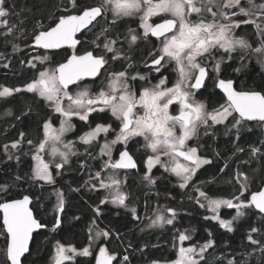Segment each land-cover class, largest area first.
Masks as SVG:
<instances>
[{
    "label": "snow or ice",
    "instance_id": "1",
    "mask_svg": "<svg viewBox=\"0 0 264 264\" xmlns=\"http://www.w3.org/2000/svg\"><path fill=\"white\" fill-rule=\"evenodd\" d=\"M62 11L63 14L54 15L48 27L38 24L33 29L31 42L26 45L41 50L30 60L22 61L35 70L34 77L23 87H0V101L7 102L17 93L33 94L49 110L40 121L37 141L26 138L21 132L18 139L0 148L7 160H15L19 167V153L24 144L29 146L25 153L30 154L29 171L17 174L14 180L41 189L55 186L57 177L62 178L65 166L70 165L71 157L79 155L75 150L78 141L86 146L85 154L89 158L99 161L98 170L90 172L85 184L107 193L100 199V205L110 203L125 208L133 219L140 220L137 209L129 206L128 196L122 191L125 183L122 176L138 170L139 160L145 169L142 180L155 185L157 178L152 172L159 166L168 177L176 179L178 188L193 189L196 195L189 199L211 213L204 216L205 220L217 221L228 233L235 232L241 222L248 225L245 235L253 250L240 259L232 256L226 264H251L256 253H259L256 264H264V140L258 145H249V160L241 161L247 165L251 160H258L261 168L254 169L250 175L238 165L229 181L235 187L231 197L211 195L210 190L196 183L201 169L213 163L200 152L201 131L205 136L213 135L217 125L228 122L227 130L234 134L237 143L245 131H252L253 124L264 131V92L237 90L232 79L223 78L224 68L230 67L228 61L236 59L244 61L255 57L264 70V0H96L83 7L81 0H69ZM11 14L6 0H0V28L5 40L22 39L25 35L20 28L23 21L11 23L7 19ZM100 20H104L106 26L91 42L93 49L78 54L81 40L77 33L83 35L92 31ZM129 22L136 27L129 26L123 34H111L114 25ZM249 30L251 38L245 35ZM140 43H152L143 61L145 71L137 70L132 59L133 49ZM12 47L17 50L15 43ZM68 49L72 50L71 54L67 53ZM116 61L122 62L121 70L109 71ZM245 66L241 63V67ZM234 71L239 72L240 68ZM210 86L213 91H208ZM217 89L222 96L214 103ZM205 93L207 100L197 99ZM30 112L31 108L22 114ZM93 113H110L111 123L105 121L93 127L89 122ZM5 114L12 115V112L7 110ZM74 117L84 122L88 130L77 134ZM15 118L19 120L20 116ZM69 133L76 135L75 141L65 139ZM137 138H142L143 143L134 152L132 144H140ZM193 140L197 141L195 146L189 143ZM93 146L99 148L96 155L88 150ZM114 151L118 155L114 156ZM236 152L244 153L245 149L237 147ZM80 167L86 168V161ZM257 171L259 176L255 175ZM15 186L0 184V237L4 242L0 255L4 257L3 264H35L29 261L30 242L34 233L39 235L38 230L48 226L34 215L31 195L4 198L12 197L10 189ZM53 194L57 213L52 226L55 232L62 224L60 214L64 212L65 197L56 187ZM35 199L38 201L40 197ZM221 209L235 211L230 219H224ZM94 212L101 215V207L97 205ZM177 216L175 208L161 210L157 207L146 226L175 229V259L163 264H208L209 250L216 248L215 240L185 246L193 237L189 229L176 228ZM89 233L88 246L80 249L57 240L52 264H70L77 257H93L95 264H113L114 261L130 264L128 255L121 261L103 243L112 235L111 229H89ZM97 241L100 243L94 255L93 244ZM224 261L222 257L218 264ZM77 264H91V261ZM149 264L162 262L151 260Z\"/></svg>",
    "mask_w": 264,
    "mask_h": 264
},
{
    "label": "trees",
    "instance_id": "2",
    "mask_svg": "<svg viewBox=\"0 0 264 264\" xmlns=\"http://www.w3.org/2000/svg\"><path fill=\"white\" fill-rule=\"evenodd\" d=\"M64 1L67 2V0ZM62 3L64 2L61 0H6V6L12 13L8 19L11 23L23 21V24L20 25L21 29L24 26L27 29L30 26L31 28H35L38 24L45 23V15L55 12L54 10L56 8L59 9ZM88 5L92 4L88 0H81L82 7ZM31 40L32 33L30 31L22 39H16L14 41L10 39L5 40L4 36L0 34V85L4 84L15 88L18 85H22L27 78L31 77V69L26 67L25 64H21V60L25 56L17 53V51L15 52L12 47V44L15 43L17 48H20ZM259 66L260 64L256 59L254 63L256 75L255 87L257 90L264 92V75L258 72ZM251 71L252 67L246 71L245 76L247 77ZM32 99L31 94L20 93L10 98L7 102L0 101L1 112L3 109L11 107L12 104L15 110V116L6 119L8 124L0 121V148L4 144L18 139L19 133L21 132L26 134V138H33V141L39 139L40 133L37 118L33 116V113L22 115L26 106L19 109V112L14 106L23 101L31 102ZM41 108V106L38 107L40 113ZM16 116H20V119L17 120L15 118ZM4 126H7V128H4ZM262 138L261 133L257 129H252L251 132L245 131L242 134V139L238 143L235 142L233 133L229 136L224 135L222 138L223 161L239 162L236 165H240L243 171L252 172L254 169L259 170L261 165L258 160H251L249 164L243 165L241 163L242 160H249L248 152L238 153L236 152V148L258 145ZM93 150L90 149L89 151L92 152ZM28 151L29 146L24 144L23 151L19 153L21 157L19 167H17L15 160H7L3 151H0V184L16 185L10 189L12 197H4L5 199L19 198L26 194L31 195L33 197V205L31 207L35 206L33 207L34 214L42 223L48 226L45 229L39 230V235L34 234V239L30 244L32 251V255L29 257L30 262L34 261L35 264H50V255L57 240H60L66 245H74L77 248L85 246L88 242V227H90L89 225L93 218L104 229L112 230V235L108 239H104L103 243L111 253L117 256V259L122 261L123 256L128 255L130 264H149L151 260H159L163 263L175 259V249L173 248L175 229L139 232L140 223L143 217L149 212L152 199L157 200L155 199L157 197L155 185H148L142 180L145 169L139 160L138 170H131L125 179L126 189L130 195L129 201L137 206V212L141 217L140 220H136L133 219L131 213L127 210L114 209L109 205H100V199L103 195L102 190H93L85 184V181L89 179L90 172L94 173L97 171L99 165L98 160H93L88 156L80 157V160L87 158L86 168H81L80 164L73 162L71 170H63V177H57L58 183L55 186H46L44 189H41L38 186H31L30 183L25 181H15L14 177L17 174L24 175L29 171V164L31 163L30 154L25 155ZM96 153L97 150L92 154L96 155ZM235 169L236 166L224 168L223 177L219 186H217V183L212 182L206 186H202V188L206 191L210 190V194L215 196L231 197L235 191V187L229 181ZM152 174L154 176V172ZM255 174L259 176L260 172L257 171ZM164 182L162 181L160 184L162 189L160 196L169 199V194L171 193L175 197V199L171 198V206L175 208L181 207L176 205L178 204V202L176 203V198L179 195L184 196V191L177 186H170L169 193V186ZM257 182L259 183V180ZM53 187L60 188L65 197L64 212L60 214L62 224L55 232L52 231L54 217L57 215L54 210L55 196L53 194ZM75 189H78V191ZM37 196L40 197L38 201L35 199ZM186 199L187 201L182 203L184 204L183 207H186L185 204L188 205L187 216H182L177 228L181 230L180 226H182L183 228L194 229L192 231V243L195 244H203L208 239L215 240L216 248L215 250H209L208 264H218V261L222 257L225 258L224 264H226L227 259L232 258V256L240 259L247 252L253 250L246 240L247 224L241 222L235 232L228 233L225 229L219 227L217 221L205 220L204 216L208 215V212L206 213L202 209H199L196 204L190 201L189 197ZM97 205L102 209V214L99 216L94 212V208ZM232 212L233 210H223L221 217L230 219ZM76 217L79 219H75ZM0 223H2L1 219ZM209 232L212 233L211 236H209ZM3 243V237H0V248H3ZM141 248L144 249L143 252L140 251ZM258 256L259 253H256L251 258V264H256ZM3 260L4 257L0 260V264H3ZM78 261H91V264H94L93 257H77L70 264H77ZM114 264H116V261Z\"/></svg>",
    "mask_w": 264,
    "mask_h": 264
},
{
    "label": "flooded vegetation",
    "instance_id": "3",
    "mask_svg": "<svg viewBox=\"0 0 264 264\" xmlns=\"http://www.w3.org/2000/svg\"><path fill=\"white\" fill-rule=\"evenodd\" d=\"M67 3L68 2H64V3L61 4V6H59V4H58V6L60 7L59 9L56 8L54 10L55 12H53L51 14L47 13L45 15V20H44L45 23H43L42 25L44 27H48L52 23V21L54 19V15L55 16H59V15L63 14L62 6L67 4ZM73 13L75 14V10H73ZM105 26H106V22L104 20H100L99 24L95 28H93L92 31L86 32V34H83V35L81 33L77 34V38L81 40V44L77 46L78 54H82L85 50H92L93 49L94 45L91 42L96 38V35L98 34L99 30L102 27H105ZM129 26L135 28L136 24L131 23V22L124 23V24L118 23L117 25L113 26L111 34L115 35L117 33H121V34L126 33L127 28ZM33 29L34 28H31V26L28 27V29L25 26L22 28V30L25 31V34H29V31L32 33ZM0 34L3 35V29L2 28H0ZM247 36L249 38L251 37V30L248 31ZM29 43H27L25 45H22L21 46L22 49L15 50V52L17 51V53H20L21 55L25 56V58H23L21 60V64H25V66L28 67V68H30L28 66V64L27 63H22V61L30 60L33 56L39 54V52L41 51V50H38V49H31V48L27 47L26 45H28ZM125 47H126V45H125ZM151 48H152V43H140L138 45V47L133 49L132 59H133V61H135V67H136L137 70L145 71V69L143 68V61L147 58L146 57V51L148 49H151ZM71 52H72L71 49L67 50L68 54H71ZM57 59H60V58L57 57ZM255 60H256V58L253 57L250 60H244V61H240L239 59H236L235 61H228V64L230 65V67L224 68V70H223V78L232 79L234 81V87L237 90H255V91H260V90H257L256 87H255V78H256L255 71H254ZM121 63L122 62H120V61L114 62L109 67V71H112V70L119 71V70H121ZM241 63H243L246 66L245 67H241ZM251 67H252V71L246 77L245 76L246 71H248ZM236 68H240V71L239 72L234 71V69H236ZM129 71L131 72V71H134V70L130 69ZM258 72H260L261 74L264 75V70H262L261 66H259ZM34 75H35V70L31 69V77L27 78L25 80V82H23L22 85H18L17 87H23V85H25L27 82H29L34 77ZM172 79L174 80L175 77L173 76ZM3 86H7V85H4V84L0 85V87H3ZM7 87H10V86H7ZM10 88H13V87H10ZM213 90L214 89L211 86L208 89V91H213ZM215 91L217 92V96L213 98V102L214 103H215V101L217 99H219L220 96H222V93H220L218 89L215 90ZM17 94H20V93H17ZM31 95L33 97L31 102L23 101L22 103L16 104L14 106L17 108L18 112H19V109H22L24 106H26V108L23 111V113H26L28 111V109L31 108V112L30 113H33V116L37 118V121L39 123V133H40V121L45 118V116L48 114L49 110H47L44 107L42 101H40L37 98H35L33 96V94H31ZM14 96H16V94ZM197 99L207 100L208 99L207 93H205L203 96H198ZM220 102H223V101L221 100ZM19 105H21V107H19ZM39 106L42 107L41 108V113L38 110ZM6 110H11L12 115L4 114L5 112H3V111L1 112V109H0V121H3L6 124H8L6 119H10V118H13L15 116V110L13 109V104L11 105V107L6 108ZM109 115H110V113L107 114V115L104 114V113H100V114L93 113L92 116H90V121L89 122L92 124L93 127L95 126L96 123H102V122H105V121L111 123V120L108 119ZM101 117H103V119H101ZM73 122L77 125V130H78L77 134H80V133L88 130V127L84 124V122L79 121L78 118L74 117L73 118ZM226 125H227L226 123L222 124V125H217L216 128H215L214 134L210 135V136H205L203 134V131H201V133H200V138H199L198 143L203 146L200 149V152L203 155L207 156L209 159H211L213 161V163L211 165L204 166V168L201 169V171L198 173V176H197V179H196L197 185L206 186V185H208V183L201 184L200 182L201 181H206V182L207 181H211V182L217 183V186H219L220 185V181L222 180V177H223V172H221L220 170L222 168L223 169L225 168V164L227 163L228 166H233V167L236 166L237 167L236 164L239 163V162H233V161H226V162L223 161L222 138H223L224 135L229 136L232 133V132L225 131V130H227ZM4 128H7V126H4ZM252 129H257L261 133V136L263 137L262 140H264V131H262L259 126L253 124ZM226 132H227V134H226ZM72 137H73V140H76V135H74L73 133H72ZM39 138H40V135H39ZM111 138L112 137L109 136V139H111ZM30 139H33V138H30ZM137 139L140 140V144H132V150L134 152H136L138 149H140V147H141V145L143 143L142 138H137ZM10 143H6V144H10ZM189 143L191 145L195 146L197 141L193 140V141H189ZM77 146L79 147V150L82 149L80 151H83V148L86 147V146H84L82 144H77ZM116 147L119 148L120 146L117 145ZM90 149H94L91 152V153L94 154L95 151L98 150V147L97 146H93ZM90 149H88V150H90ZM244 149H245L244 153H247L248 150H249V147H245ZM116 155H118V153L114 151V156H116ZM82 156H83V153H79V155L74 159L73 162L77 163V164H81L82 162H85L87 160V158H83L82 160H80V157H82ZM138 164H139V162H138ZM243 165H245V164H243ZM208 167H209V170H208ZM153 172H154V177L157 178V182L155 184V189L157 190V195L160 196V192L162 190L160 184H161L162 181H165L164 183H167V186H169L168 187V192L170 193L169 188H170V186L171 187L172 186L173 187L176 186V179L174 177H168V174L164 173L163 169L160 168L159 166L154 168ZM181 190L184 191L185 195L184 196L183 195H179V197L176 198V203L177 202L178 203H182L184 201H187L186 198L192 196V195H189V189H181ZM253 190H255V189H253ZM211 195H213V194H211ZM217 197H221V196H217ZM171 198L175 199V197L170 193L169 194V200L170 201H171ZM177 209L179 210V212H178V216H177V220H176V226L180 224V219L182 218L183 215L185 217L187 216L186 207L177 208ZM114 263H115V261L113 262V264Z\"/></svg>",
    "mask_w": 264,
    "mask_h": 264
},
{
    "label": "rangeland",
    "instance_id": "4",
    "mask_svg": "<svg viewBox=\"0 0 264 264\" xmlns=\"http://www.w3.org/2000/svg\"><path fill=\"white\" fill-rule=\"evenodd\" d=\"M62 2H65L64 0H61ZM91 4H93V3H96V0H88ZM67 2H69V0H67ZM68 4V3H67ZM248 34V32L247 33H245V35H247ZM251 38V37H250ZM17 49H22L21 47L20 48H17ZM6 109H4L3 110V112H5L6 113ZM4 113V114H5ZM226 124H228V122H225ZM57 126H58V121H57ZM225 131H227L228 132V130H225ZM65 139L66 140H73V137H72V133H69V134H67V136L65 137ZM75 141V140H74ZM77 144H80L78 141L76 142V144H75V150L78 152V153H83V156H87L86 154H85V147L83 148V151H80V150H82V149H80L79 150V147L77 146ZM12 151V150H11ZM98 151H99V148H98V150H97V153H98ZM78 156V155H77ZM77 156H72L71 157V163H70V165H66L65 166V169L64 170H66V171H69V170H71L72 169V164H73V161H74V159L77 157ZM245 160H248V159H245ZM255 170H258V169H255ZM249 174L250 175H253V171L252 172H249ZM256 175V174H255ZM122 179H126L125 177H122ZM258 180V179H257ZM257 182V181H256ZM258 183V182H257ZM200 187H202V185H199ZM189 189V195H192V196H194V195H196L195 194V192L193 191V189L192 188H188ZM122 191L124 192V193H126L127 194V196H128V200H127V203L129 204V206L130 207H135L136 209H137V206L136 205H134V204H132L129 200H130V195H129V193H128V191H127V189H126V182L122 185ZM102 192H103V195H102V198L104 197V196H106L107 195V193L104 191V190H102ZM55 196V195H54ZM223 198H226V197H223ZM155 199H157V200H154V199H152V202H151V207H150V210H149V212L143 217V219H142V221H141V223H140V227H139V232H142L141 231V229H145L143 232H147V231H153V230H156V231H164V230H169V229H173L171 226H166L165 228H163V229H160V228H147L146 226L150 223V219L153 217V212H154V210L157 208V207H159L161 210H163L164 208H166V207H173V208H175L174 206H171L172 205V203H171V201H169V199L168 198H166V197H162V196H159V195H157V197L155 198ZM193 204H195V202H194V200H190ZM55 205H56V197H55V201H54V208H55ZM107 205H109V206H111V207H113L114 209H123V210H126L125 208H121V207H116V206H114V205H112V204H107ZM176 205H179V206H181V207H177V208H182L183 207V203H178V204H176ZM185 206H186V212H187V207H188V205H186L185 204ZM177 208H175L176 210H177V212H179V210L177 209ZM200 209V208H199ZM203 211H205V209H202ZM223 210H227V209H221V212L223 211ZM234 211L235 210H233V212L231 213L232 215L234 214ZM206 212V211H205ZM207 213V212H206ZM221 214V213H220ZM208 215H211V213H209L208 212ZM223 218V217H222ZM224 219H226V218H224ZM93 221H95V223H93ZM90 227H88V242L86 243V245L85 246H88V244H89V229H93V231H95V229L96 228H99V229H104L103 227H101L97 222H96V220H95V218H93L92 219V221H91V223H90V225H89ZM181 227V230H184V229H188V228H183L182 226H180ZM176 228H177V226H176ZM189 231L191 232V234H192V230L191 229H189ZM108 239V238H107ZM192 241H186L185 242V246H187L188 244H190ZM100 243V241H97L96 243H94L93 244V253H94V255H95V253H96V251H98V247H97V245ZM173 243H176V241H174ZM70 245V244H69ZM85 246H83V247H85ZM78 249H80V248H78ZM54 255V247H53V250H52V253H51V255H50V264H52V256ZM3 258V256H1L0 255V260ZM94 264H95V261H94ZM163 264V263H162Z\"/></svg>",
    "mask_w": 264,
    "mask_h": 264
},
{
    "label": "water",
    "instance_id": "5",
    "mask_svg": "<svg viewBox=\"0 0 264 264\" xmlns=\"http://www.w3.org/2000/svg\"><path fill=\"white\" fill-rule=\"evenodd\" d=\"M78 34V33H77ZM20 198V197H19ZM30 207H31V205H30ZM1 215V217H2V214H0ZM35 215V214H34ZM1 222H2V219H1ZM41 230V229H40ZM39 231V230H38ZM35 234V233H34ZM34 234H33V236H34ZM30 244H31V242H30Z\"/></svg>",
    "mask_w": 264,
    "mask_h": 264
}]
</instances>
